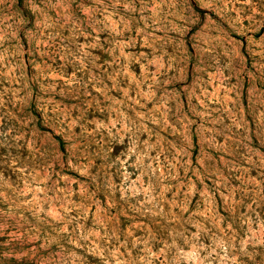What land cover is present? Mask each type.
<instances>
[{"label": "rangeland", "instance_id": "rangeland-1", "mask_svg": "<svg viewBox=\"0 0 264 264\" xmlns=\"http://www.w3.org/2000/svg\"><path fill=\"white\" fill-rule=\"evenodd\" d=\"M0 264H264V0H0Z\"/></svg>", "mask_w": 264, "mask_h": 264}]
</instances>
